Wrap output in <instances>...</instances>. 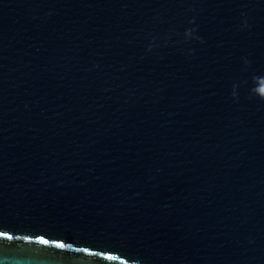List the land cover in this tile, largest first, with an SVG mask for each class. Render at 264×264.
Masks as SVG:
<instances>
[{
    "label": "water",
    "instance_id": "1",
    "mask_svg": "<svg viewBox=\"0 0 264 264\" xmlns=\"http://www.w3.org/2000/svg\"><path fill=\"white\" fill-rule=\"evenodd\" d=\"M0 264H264V0H0Z\"/></svg>",
    "mask_w": 264,
    "mask_h": 264
}]
</instances>
